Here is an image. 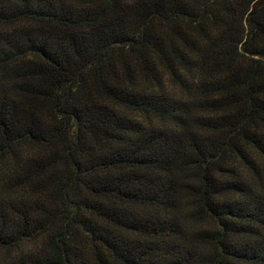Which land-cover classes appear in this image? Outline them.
<instances>
[{
  "label": "trees",
  "instance_id": "trees-1",
  "mask_svg": "<svg viewBox=\"0 0 264 264\" xmlns=\"http://www.w3.org/2000/svg\"><path fill=\"white\" fill-rule=\"evenodd\" d=\"M0 264H264V0H0Z\"/></svg>",
  "mask_w": 264,
  "mask_h": 264
}]
</instances>
